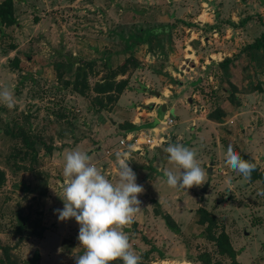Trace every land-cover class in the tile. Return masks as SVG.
Masks as SVG:
<instances>
[{
    "label": "rangeland",
    "instance_id": "374dc122",
    "mask_svg": "<svg viewBox=\"0 0 264 264\" xmlns=\"http://www.w3.org/2000/svg\"><path fill=\"white\" fill-rule=\"evenodd\" d=\"M12 9L14 22L0 25V88L15 98L12 109L0 103V264H75L79 225L54 212L64 156L79 148L115 182L114 153L128 148L118 139L139 132L155 141L131 153L144 192L124 231L141 259L228 264L198 223L202 208L238 264H264V180L245 182L225 161L232 144L264 171V0H12ZM225 57L231 64L217 65ZM79 65L84 94L71 89ZM110 71L125 86L98 105L93 84ZM169 142L197 151L209 170L202 186L167 185L164 170L177 167Z\"/></svg>",
    "mask_w": 264,
    "mask_h": 264
},
{
    "label": "clouds",
    "instance_id": "9594fccd",
    "mask_svg": "<svg viewBox=\"0 0 264 264\" xmlns=\"http://www.w3.org/2000/svg\"><path fill=\"white\" fill-rule=\"evenodd\" d=\"M0 103L7 108L15 107L14 93L9 87L0 88ZM133 145L126 150H117L115 182L103 170L91 162V157L79 148L68 151L64 156L63 182L60 192H53L63 201L62 209H55L60 221L74 218L79 225L77 239L84 252L77 254L75 264H141V256L134 250L128 233L141 208L138 196L144 187L138 184L137 174L129 165ZM170 164L176 170L165 169L166 183L171 188L189 189L202 186L208 172L197 158L195 149L182 143L169 142L164 149ZM226 164L240 174L245 182L251 180L256 163L243 159L229 144L225 153ZM264 195V191L258 193Z\"/></svg>",
    "mask_w": 264,
    "mask_h": 264
},
{
    "label": "trees",
    "instance_id": "16d2710c",
    "mask_svg": "<svg viewBox=\"0 0 264 264\" xmlns=\"http://www.w3.org/2000/svg\"><path fill=\"white\" fill-rule=\"evenodd\" d=\"M14 22L13 17V9H12V0H2L0 2V25L8 26L11 25ZM164 31V30H163ZM264 35V32L260 35V37ZM258 41V40H257ZM253 46L258 47L260 44L259 42H255L252 44ZM13 61V60H12ZM232 58L231 57H225L219 62H217V65L220 67H226L227 64H231ZM125 62H123L122 66H120L121 72H123ZM116 72H109L107 74V77H105L102 81L95 82L93 84L92 90L96 93L93 97V101L97 103L98 105L102 104V97L101 94H106V99L109 101H115L117 99V96L122 91V89L125 86L126 80H113V76ZM86 72L83 66H77L73 73V79L71 83V89L78 92L79 94H84L85 90L88 89V85L86 84ZM213 117H216L215 115ZM140 126L130 124L128 129L130 130H137ZM24 143H27V140L23 138ZM251 178H259L260 180H264V171H260L255 173V171L252 172ZM4 180V172L0 170V185ZM165 224L169 227L171 230H175L174 223L172 222V219L168 214L163 215ZM198 223L199 224H205L204 228L207 229V235L213 240L215 244L216 251L219 254H225L226 256L230 257V262L228 264H238L234 259V252L229 244L228 237L223 231H219L216 235L211 234V229L214 225V219L211 217L205 210L202 208L198 209ZM6 248L2 247L3 253H5ZM6 255V253H5ZM3 259H0V262ZM208 262V261H207ZM14 264V262H12ZM35 264V263H34ZM113 264H122L121 260H116L113 262ZM141 264H149L145 259H141ZM208 264H221L219 262H208Z\"/></svg>",
    "mask_w": 264,
    "mask_h": 264
},
{
    "label": "built area",
    "instance_id": "2783aa9c",
    "mask_svg": "<svg viewBox=\"0 0 264 264\" xmlns=\"http://www.w3.org/2000/svg\"><path fill=\"white\" fill-rule=\"evenodd\" d=\"M171 121H172L171 118L169 116H167V115L163 119V123L165 125H169L171 123ZM152 130H154V129L152 128ZM139 136H140V132L138 133V135L126 133L123 137H120L118 139V144L124 145L125 142L128 141V146L129 145H133L134 147H138V145L141 144V143L150 144L151 145L155 141L154 137H152L150 135H145V133H143L144 140H143V142H139V140H138Z\"/></svg>",
    "mask_w": 264,
    "mask_h": 264
},
{
    "label": "water",
    "instance_id": "95a60500",
    "mask_svg": "<svg viewBox=\"0 0 264 264\" xmlns=\"http://www.w3.org/2000/svg\"><path fill=\"white\" fill-rule=\"evenodd\" d=\"M192 42H193V44H197V43H198V40H193ZM188 101H189V99H188ZM165 108H166L165 104L162 103V104H160V106H159V111H160V112H163V111L165 110ZM109 121H110L111 123L114 122V121H113L112 119H110V118H109ZM207 172H209V170H207ZM203 188H204V186H203ZM203 188H202V189H203Z\"/></svg>",
    "mask_w": 264,
    "mask_h": 264
},
{
    "label": "crops",
    "instance_id": "0c3cea01",
    "mask_svg": "<svg viewBox=\"0 0 264 264\" xmlns=\"http://www.w3.org/2000/svg\"><path fill=\"white\" fill-rule=\"evenodd\" d=\"M119 101V100H118Z\"/></svg>",
    "mask_w": 264,
    "mask_h": 264
}]
</instances>
